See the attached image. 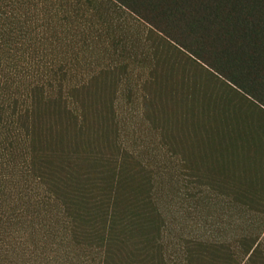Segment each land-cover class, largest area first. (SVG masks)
Masks as SVG:
<instances>
[{
	"label": "trees",
	"instance_id": "trees-1",
	"mask_svg": "<svg viewBox=\"0 0 264 264\" xmlns=\"http://www.w3.org/2000/svg\"><path fill=\"white\" fill-rule=\"evenodd\" d=\"M246 97L264 0H0V264H263L209 215L264 199L209 161L257 137Z\"/></svg>",
	"mask_w": 264,
	"mask_h": 264
},
{
	"label": "rangeland",
	"instance_id": "rangeland-1",
	"mask_svg": "<svg viewBox=\"0 0 264 264\" xmlns=\"http://www.w3.org/2000/svg\"><path fill=\"white\" fill-rule=\"evenodd\" d=\"M246 104L243 105L241 121L245 123V128L251 130V134L256 136L254 140H250V146L243 154L239 155H222L217 152L219 149L217 144L211 149L212 155L210 165L214 167L217 174L218 168H223V177L233 186L241 185L243 190H253L259 195H264V114L259 105L249 97H246ZM257 105V108L250 106V102ZM249 102V103H247ZM253 130V131H252ZM193 141V140H192ZM188 141L185 145L189 152H195L199 160L200 152L207 148L201 140L194 139ZM213 145V144H212ZM216 145V146H215ZM215 152V153H214ZM170 180V175L165 178ZM228 196L217 195L210 204L209 215L217 222L224 221L227 223L228 238L239 237L241 235L259 236L261 239V247L264 252V199L259 202L253 209L249 207H235V198L232 191ZM235 207V208H234ZM242 210V211H241ZM241 211V212H240ZM239 224L238 228H231L230 224ZM264 264V254L262 255Z\"/></svg>",
	"mask_w": 264,
	"mask_h": 264
}]
</instances>
